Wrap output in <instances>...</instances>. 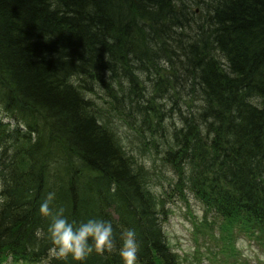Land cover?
Wrapping results in <instances>:
<instances>
[{"label": "trees", "instance_id": "1", "mask_svg": "<svg viewBox=\"0 0 264 264\" xmlns=\"http://www.w3.org/2000/svg\"><path fill=\"white\" fill-rule=\"evenodd\" d=\"M116 113L176 191L264 238V0H0V264H123L49 258L52 192L74 226L111 221L117 247L134 230L136 264H183Z\"/></svg>", "mask_w": 264, "mask_h": 264}, {"label": "rangeland", "instance_id": "2", "mask_svg": "<svg viewBox=\"0 0 264 264\" xmlns=\"http://www.w3.org/2000/svg\"><path fill=\"white\" fill-rule=\"evenodd\" d=\"M195 9L200 11L198 7ZM100 104L104 108L108 106ZM112 118L117 119L115 126L123 145L134 152L139 162L151 172L149 183L152 192L167 203L169 217L165 231L183 264H264V239L256 241L254 237H247L238 231L235 235L234 223L222 222L206 214L205 206L187 190L183 193L176 191L173 185L176 173L164 166L150 144L141 142L146 140H140L138 129L130 127L127 120L118 119L117 113ZM159 150L162 152V149Z\"/></svg>", "mask_w": 264, "mask_h": 264}, {"label": "clouds", "instance_id": "3", "mask_svg": "<svg viewBox=\"0 0 264 264\" xmlns=\"http://www.w3.org/2000/svg\"><path fill=\"white\" fill-rule=\"evenodd\" d=\"M54 199L55 193H49L39 209L42 216L51 218L47 232L45 233L43 228H37L35 231L37 239L50 240L52 247L48 249L49 258L66 261L71 257L74 261L82 262L93 253L100 256L117 253L123 264H136L140 246L134 230H125L117 247L111 221L89 219L74 226V222L70 223L65 217L63 207H50Z\"/></svg>", "mask_w": 264, "mask_h": 264}, {"label": "bare ground", "instance_id": "4", "mask_svg": "<svg viewBox=\"0 0 264 264\" xmlns=\"http://www.w3.org/2000/svg\"><path fill=\"white\" fill-rule=\"evenodd\" d=\"M49 6H50V9H51V6H52V5L49 4Z\"/></svg>", "mask_w": 264, "mask_h": 264}]
</instances>
